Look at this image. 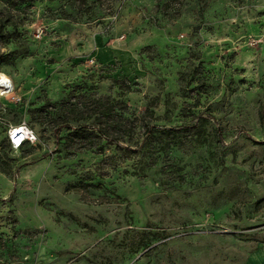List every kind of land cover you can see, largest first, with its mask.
<instances>
[{"label": "rangeland", "instance_id": "374dc122", "mask_svg": "<svg viewBox=\"0 0 264 264\" xmlns=\"http://www.w3.org/2000/svg\"><path fill=\"white\" fill-rule=\"evenodd\" d=\"M1 56L0 264H264V0H0ZM106 97L134 158L64 139Z\"/></svg>", "mask_w": 264, "mask_h": 264}, {"label": "trees", "instance_id": "16d2710c", "mask_svg": "<svg viewBox=\"0 0 264 264\" xmlns=\"http://www.w3.org/2000/svg\"><path fill=\"white\" fill-rule=\"evenodd\" d=\"M28 3H32L35 0H27ZM5 57H0V63L4 61ZM119 89L122 95L138 92V90H133L131 87V83L127 78H123L119 82ZM93 109L89 114L88 118L93 116L94 124L92 126H78L71 130L67 136L64 138L66 142L69 144L75 142L78 144L82 143H90V145L99 146L103 140L112 142L115 147L122 152V154L128 158H134L138 155L139 151L143 149L144 146H137V148H130L127 146H121L120 141L125 138V136L129 133L130 129L135 127V123L139 121V118H134L133 120L130 118H124L123 115L127 112V106L124 105L122 102L118 100H112L108 97L100 98L92 102L91 107ZM146 113L149 114L151 117L154 116V112H151L149 108L146 110ZM120 120V123L124 125L120 126L118 124H114L112 122V118ZM258 118L260 121L261 126L264 127V105H261L258 109ZM1 119V118H0ZM118 122V123H119ZM0 126L5 131V138L0 143L4 149L14 150L11 148L8 138L6 136L7 125L0 122ZM61 127H66L71 129L70 126L67 124H63ZM59 127L55 135H58L59 131L61 130ZM152 128L160 129L161 133L164 135L165 138H173L174 137V129H166V128H158L157 126L152 127H145L144 134L147 135L152 131ZM189 128V127H188ZM32 129V128H31ZM145 140V139H144ZM254 144H264L262 142L253 141ZM24 144L17 150H24L25 146H28V151L26 154H32L34 152L37 143L33 144ZM68 145V144H67ZM101 150V148H99ZM99 150V151H100ZM1 161V157H0ZM0 172L4 175L9 174V170L1 166L0 162ZM259 204V202H257Z\"/></svg>", "mask_w": 264, "mask_h": 264}, {"label": "built area", "instance_id": "2783aa9c", "mask_svg": "<svg viewBox=\"0 0 264 264\" xmlns=\"http://www.w3.org/2000/svg\"><path fill=\"white\" fill-rule=\"evenodd\" d=\"M41 34L38 33L36 38H40ZM90 64H93V60L89 61ZM5 76V75H4ZM7 77V76H6ZM0 96L1 97H10L13 102H20V98L14 95V85L11 78L7 77L6 81H0ZM0 122L2 120L0 119ZM3 123V122H2ZM15 132L16 138L23 137L20 144L18 146L14 145L13 138L11 133ZM6 136L8 138V142L12 149L17 150L24 144L33 145L37 143V136L34 131L25 123L22 122L17 125H7Z\"/></svg>", "mask_w": 264, "mask_h": 264}, {"label": "clouds", "instance_id": "9594fccd", "mask_svg": "<svg viewBox=\"0 0 264 264\" xmlns=\"http://www.w3.org/2000/svg\"><path fill=\"white\" fill-rule=\"evenodd\" d=\"M6 80H7V77L4 76V74L0 73V81H6ZM11 135L13 138L14 145L18 146L20 144L21 140L23 139V137L16 138L15 132H12Z\"/></svg>", "mask_w": 264, "mask_h": 264}]
</instances>
